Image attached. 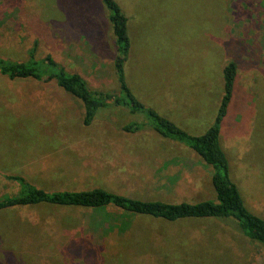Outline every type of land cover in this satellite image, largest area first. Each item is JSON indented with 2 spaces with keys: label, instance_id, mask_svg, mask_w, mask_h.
I'll return each mask as SVG.
<instances>
[{
  "label": "rangeland",
  "instance_id": "1",
  "mask_svg": "<svg viewBox=\"0 0 264 264\" xmlns=\"http://www.w3.org/2000/svg\"><path fill=\"white\" fill-rule=\"evenodd\" d=\"M116 1L129 17L133 95L189 134L212 127L225 67L237 63L221 145L245 206L264 219V0ZM32 52L93 91L119 94L103 0H0V59L27 62ZM45 68L43 81L0 74V200L21 192L10 179L20 177L52 193L102 188L168 204L216 201L214 168L152 129L147 112L110 104L86 126L84 103L47 80ZM134 123L143 127L123 130ZM160 147H176L194 167L159 179L161 155L144 152ZM0 264H264V246L233 218L169 222L115 206L41 204L0 212Z\"/></svg>",
  "mask_w": 264,
  "mask_h": 264
},
{
  "label": "trees",
  "instance_id": "2",
  "mask_svg": "<svg viewBox=\"0 0 264 264\" xmlns=\"http://www.w3.org/2000/svg\"><path fill=\"white\" fill-rule=\"evenodd\" d=\"M109 11V20L117 45L114 60L115 73L119 85V94L97 92L89 88L85 79L77 73H70L59 66L49 56L39 62L32 52L27 62L0 59V74L11 80L33 79L43 81L45 67H52L47 80H55L65 92L81 100L86 108L84 124L90 125L98 111L110 104L130 107L133 112L144 111L150 117V127L165 138L185 144L195 151L206 164L214 168L212 184L217 194L216 201L206 200L198 203L168 204L161 201H143L131 199L97 188L89 191L46 192L28 183L20 177H10L21 184V192L0 200V212L19 207H31L41 204L63 207L100 209L115 206L127 212L176 222L182 219H235L245 237L264 246V219L253 214L244 203L240 191L230 178L229 162L221 145V130L231 104L238 66L227 63L224 70V96L212 127L201 136H194L180 128L166 117L148 110L133 95L126 78V63L131 52L129 36V17L116 0H103ZM145 126V125H144ZM143 125L131 124L123 127L127 132H136Z\"/></svg>",
  "mask_w": 264,
  "mask_h": 264
},
{
  "label": "crops",
  "instance_id": "3",
  "mask_svg": "<svg viewBox=\"0 0 264 264\" xmlns=\"http://www.w3.org/2000/svg\"><path fill=\"white\" fill-rule=\"evenodd\" d=\"M225 129H226L225 125L224 126L222 125L221 141L223 140ZM176 150H177L176 147H173V148H161L160 147V148L155 149V151L153 152H144V153L161 155L156 158L157 166H156V170L154 171V174L157 175L159 179H164V180L168 179L169 181L170 180L174 181L176 177L178 176H176L175 173H171V170H174L178 166H181L182 169H187V170H191L194 167V161H192L193 159L178 154ZM186 150H189V149H186ZM189 152H194V151L191 150ZM199 157L195 156V158H199ZM200 158L198 160L200 162L201 160L202 162H204V160Z\"/></svg>",
  "mask_w": 264,
  "mask_h": 264
}]
</instances>
